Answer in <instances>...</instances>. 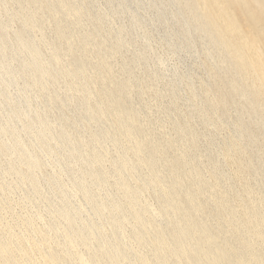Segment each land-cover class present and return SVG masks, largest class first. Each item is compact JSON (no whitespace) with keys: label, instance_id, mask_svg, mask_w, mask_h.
I'll return each mask as SVG.
<instances>
[{"label":"bare ground","instance_id":"6f19581e","mask_svg":"<svg viewBox=\"0 0 264 264\" xmlns=\"http://www.w3.org/2000/svg\"><path fill=\"white\" fill-rule=\"evenodd\" d=\"M0 157V264H264V48L227 0H0Z\"/></svg>","mask_w":264,"mask_h":264},{"label":"rangeland","instance_id":"374dc122","mask_svg":"<svg viewBox=\"0 0 264 264\" xmlns=\"http://www.w3.org/2000/svg\"><path fill=\"white\" fill-rule=\"evenodd\" d=\"M227 2L234 18L238 21L240 27L247 33L249 40L253 42V44H258L260 47L264 48V0H227ZM179 59L180 58L174 57V59H170L169 62H171V65L178 66V68L181 67L179 69H184L182 66L186 64L184 63L186 61ZM187 64V66L191 65L189 59L187 60ZM187 66L185 65V67ZM20 193L21 192L15 194L14 199H20ZM20 205L19 203L15 206V208L17 207L16 210H19L18 212L25 211L24 206ZM9 218L10 215H8V219Z\"/></svg>","mask_w":264,"mask_h":264}]
</instances>
